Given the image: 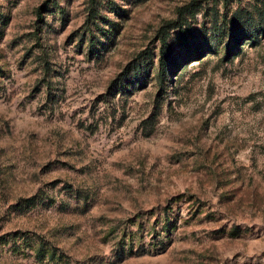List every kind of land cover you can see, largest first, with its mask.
<instances>
[{"label": "rangeland", "instance_id": "374dc122", "mask_svg": "<svg viewBox=\"0 0 264 264\" xmlns=\"http://www.w3.org/2000/svg\"><path fill=\"white\" fill-rule=\"evenodd\" d=\"M263 10L0 0V264H264Z\"/></svg>", "mask_w": 264, "mask_h": 264}, {"label": "trees", "instance_id": "16d2710c", "mask_svg": "<svg viewBox=\"0 0 264 264\" xmlns=\"http://www.w3.org/2000/svg\"><path fill=\"white\" fill-rule=\"evenodd\" d=\"M262 13V17L264 19V10L261 11ZM91 17L92 18H96V12L94 10L91 9ZM94 14V15H93ZM250 33H252V31H250ZM250 36V35H249ZM166 36L163 37V46H162V55L160 58V72L159 75L161 76V78H165L168 75V70H169V49H166L167 47V39L165 38ZM27 201L29 202L30 200L27 199Z\"/></svg>", "mask_w": 264, "mask_h": 264}]
</instances>
